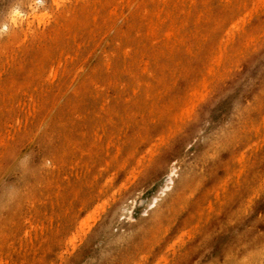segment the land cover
<instances>
[{"label":"rangeland","instance_id":"obj_1","mask_svg":"<svg viewBox=\"0 0 264 264\" xmlns=\"http://www.w3.org/2000/svg\"><path fill=\"white\" fill-rule=\"evenodd\" d=\"M123 1L102 16L104 6L95 32L77 36L73 49L57 55L68 63L57 85L37 89L34 82L58 59L53 50L66 42L67 26L54 24L62 7L56 0H0L1 264H264V34L253 37L264 27V12L250 11L253 0L240 9L252 17L241 16L246 24L229 43L230 56L237 55L222 61L220 71L212 64L211 80L204 76L209 61L239 11L225 0H198L204 8L195 10L196 21L155 30L159 48L152 56L144 28L153 0ZM16 9L26 20L14 26L9 18ZM33 14L47 17L38 22ZM28 24L35 34L24 38ZM132 37L140 42L136 58L110 62L111 45L119 49ZM246 37L254 42L244 46ZM127 66L130 73L115 74ZM146 69L161 92L147 100V111H131L133 90L126 86L120 98L111 84L107 114L98 119L95 102L83 97L93 83L142 81ZM202 76L213 82L204 79L201 94L193 88ZM104 120L126 126L117 158L114 136L102 135L97 146L95 125ZM161 133L169 134L167 142H159Z\"/></svg>","mask_w":264,"mask_h":264},{"label":"bare ground","instance_id":"obj_2","mask_svg":"<svg viewBox=\"0 0 264 264\" xmlns=\"http://www.w3.org/2000/svg\"><path fill=\"white\" fill-rule=\"evenodd\" d=\"M147 0H145V2H146ZM152 1V0H151ZM206 1L208 2V1H212V0H201L199 3H201V4H203V3H206ZM226 1V6H231L232 8H235V10H236V13L239 11V13H237V17L234 19V22H232L231 21V23H233V24H229V28L227 29V31H226V29H225V31H224V34L227 36L228 35V37L226 38L225 37V40L222 38V36H223V34H222V36L220 37V38H222V39H219L218 41H219V45H220V47H219V45H218V47L217 48H219L220 50H219V52H218V54H217V51H216V54H215V58L213 59V62L210 60L209 62L211 63L210 65H211V67L209 66V65H207L208 67H210V69L208 68L206 71L208 72L207 73V75H204V76H209V75H212V76H209L208 78H210L211 80H215V75H213L214 74V70H215V66H217V68H218V65H221V62L223 61V64H224V60H227V58L230 56V51L228 50V46H229V43L231 42V41H233L234 42V38H235V35L239 32V30H240V28H241V25H245L246 23H244V20H245V22H246V19H244L245 17H241V16H247L248 15V12L246 11V12H243V14L240 16L239 14H240V9H242V7H244V9H248V8H245L246 6H244V5H246V3H248L249 2V0H225ZM123 0H96V2L91 6V5H89L88 3H84V1L83 0H56V4L57 5H61V7H62V12H61V14L60 15H57L56 16V18H55V23L54 24H56L57 26H60V25H63V26H67V31H66V33H65V39H66V42H65V44H64V46H62V47H59V48H56V49H54L53 51H54V55H55V57H57V55L58 54H60V53H62L64 50H66V49H68V50H70V49H73V47H72V43H73V41L75 40V38L77 37V36H79V35H81V36H83V37H89V36H91L94 32H95V30L97 29V26L100 24V23H103L104 22V18L102 17V16H104L105 14L107 15V13H109V12H111L110 11V8H112L111 7V5H112V3H114V6H116V5H120V4H123ZM153 2V5H152V7H151V10H152V15H151V18H149V20H147V23H146V25H145V36L147 37V48H148V52L149 53H151V55L152 56H154V55H156L157 54V49L159 48V46L157 47L156 46V43L154 42L155 40H156V37H151V35L155 32V30L156 29H158V27L159 26H163V27H165V25L167 26V23H169L170 22V25L172 26V30H173V24L174 23H176V21L177 20H181L182 21V23L180 24V26L181 27H185V25H186V23L188 24V22L189 21H196L197 19H198V17H199V15H198V13L199 14H202V9H201V4H200V6H199V3H198V0H153L152 1ZM213 2H214V0H213ZM217 2V1H216ZM209 4H210V2H208ZM147 4V3H146ZM215 5H217V4H215ZM220 5V4H219ZM251 6H250V8H251V10H250V8H249V10L252 12V11H254V10H256V11H259L260 13H261V11H263L264 12V0H253L252 2H251V4H250ZM104 6L106 7V12L100 17L99 16V14H100V12H101V10H103V8H104ZM113 6V5H112ZM143 6V5H142ZM205 6V5H204ZM150 7V6H149ZM149 7L147 8V11L149 10ZM203 7V6H202ZM210 7V6H209ZM204 8V7H203ZM223 8H225V7H223ZM205 9H207V7H205ZM226 9V8H225ZM144 10H146V8H144ZM195 10L198 12L197 13V17H195L196 16V12H195ZM207 10H210V8L209 9H207ZM207 10H206V12H207ZM248 10V11H249ZM19 11V10H18ZM17 11V9H16V11H12L11 13H10V18H9V20H11L12 21V23H14L15 25L14 26H16V24H21L22 25V23H23V21H25L24 19H23V15H22V17H21V13L19 14V12ZM137 11V10H136ZM136 11H135V13H136ZM249 11V13L251 14V12ZM256 11H255V14H257L256 13ZM140 12V13H139ZM143 12V11H142ZM205 12V11H204ZM138 14H140L141 15V11H138L137 12ZM143 13H145V12H143ZM194 13H195V15H194ZM210 13H211V11H210ZM247 15H246V14ZM259 13V14H260ZM134 14V13H133ZM254 14V15H255ZM262 14V13H261ZM239 15V16H238ZM132 16V15H131ZM257 16V15H256ZM45 17H47V15L46 14H33V18L32 19H37L38 20V22H42L44 19H45ZM201 17L203 18V20H205V18H204V16H200V20H201ZM247 17H249V18H247V19H250L251 17H252V14H251V17H250V15H248ZM197 18V19H196ZM207 18V17H206ZM209 18V17H208ZM8 20V21H9ZM208 20V19H207ZM219 21V20H218ZM247 21H249V20H247ZM10 22V21H9ZM198 22V21H197ZM140 23V22H139ZM163 23H165V24H163ZM194 23V25L196 24V22H193ZM249 23V22H248ZM251 23V22H250ZM9 24V23H8ZM24 24V23H23ZM50 24V23H49ZM5 25V24H4ZM12 25V24H11ZM175 25V24H174ZM231 25V26H230ZM243 25V26H244ZM170 26V27H171ZM242 26V27H243ZM21 27V26H20ZM50 27V26H49ZM61 28H62V26H60ZM195 27V26H194ZM199 27V26H198ZM6 28V27H5ZM54 28V27H53ZM52 28V29H53ZM160 28V27H159ZM178 29H179V27H177ZM196 28H197V26H196ZM40 29V28H39ZM43 29H46V27L45 28H43ZM63 29H64V27H63ZM167 29H169V26L167 27ZM166 29V30H167ZM243 29H245V28H243ZM40 30H42V29H40ZM49 30V29H48ZM48 30H46L47 32H48ZM36 31V30H35ZM51 31V30H50ZM123 31V30H122ZM243 31V30H242ZM23 33H24V38H27L28 37V35L29 34H31V33H34L35 34V32H34V30H33V26L31 25V24H28V26H26L25 28H23V31H22ZM37 32V31H36ZM41 33V31H38L37 33ZM52 32H54L53 30H52ZM174 32V31H173ZM176 33H178L177 31H175ZM51 33V32H50ZM137 33V32H136ZM164 33H165V31H164ZM167 33H168V30H167ZM167 33L165 34V35H167ZM126 34V33H125ZM170 34V33H169ZM173 34V33H172ZM238 34H240V32L238 33ZM262 34H264V27L259 31V33H257L255 36H253V37H257V39H259V37L262 35ZM39 35V34H38ZM42 35H44V34H42ZM49 35V34H48ZM95 35V34H94ZM164 35V34H163ZM174 35H175V33H174ZM173 35V36H174ZM189 35H191V34H189ZM45 36V35H44ZM169 36V35H168ZM180 36H182V35H180ZM180 36H178V37H180ZM194 36V35H193ZM39 37V36H38ZM47 37H49V36H47ZM51 37V36H50ZM53 37V36H52ZM51 37V38H52ZM150 37V38H149ZM171 37V36H170ZM170 37H168V39H170ZM205 37V36H204ZM238 37H240V36H238ZM50 38V39H51ZM148 38H149V40H148ZM173 38V37H172ZM175 38H176V36H175ZM174 38V39H175ZM180 38H182V37H180ZM246 38H248V37H246ZM246 38H245V40H246ZM249 38H251V35L249 36ZM249 38H248V41H249V44H248V42H247V44H245V43H243L242 42V44L245 46V45H250V43H251V41H253L254 40V38L253 39H250L249 40ZM263 38H264V36H263ZM263 38H261V39H263ZM41 39V38H40ZM227 39V40H226ZM257 39H256V42H257ZM20 40V39H19ZM23 40H25V39H23ZM180 40V39H179ZM202 40V39H201ZM200 40V41H201ZM22 41V40H21ZM20 41V42H21ZM174 41V40H173ZM204 41V40H203ZM24 42V41H23ZM179 42V43H178ZM177 43L178 44H180V42H181V40L180 41H178ZM233 42H231V44L233 43ZM254 42V41H253ZM255 42V43H256ZM139 41H136V39H135V37H132L131 38V40L130 41H126V42H124L123 44H121V47L119 48V49H116V47L114 46L115 44H112L111 45V47L109 48V53H110V62H114L115 64L118 62V59H120L121 57H124V58H130V59H135L136 58V56L138 55V53H139ZM166 43V42H165ZM176 43V44H177ZM182 44L181 45H184L183 44V42H181ZM204 43V42H203ZM27 44V43H26ZM37 44H38V42H37ZM163 44H164V42H163ZM177 44V45H178ZM254 44V43H253ZM16 45H18L17 43H16ZM202 45V44H201ZM200 45V46H201ZM242 45V46H243ZM163 46V45H162ZM165 46H167V44L165 45ZM170 46H172L171 44H170ZM180 46V45H179ZM196 46H197V44H196ZM232 45H230V47H231ZM244 46L241 48H239L238 49V52H240V54H244V51H247V49H248V47H247V49L245 50L244 49ZM5 47H8V45L7 46H5ZM4 47V48H5ZM188 47V46H187ZM250 47V46H249ZM254 47H255V45H254ZM9 48V47H8ZM13 48H15V47H13ZM166 48V47H165ZM179 48V47H178ZM186 48V47H185ZM196 48V47H195ZM253 48V47H252ZM19 49V48H18ZM167 49V48H166ZM170 49V48H169ZM168 49V50H169ZM173 49H174V47L172 46L171 47V50H170V53L172 52V54H173ZM176 49H177V47H176ZM191 49V48H190ZM255 49V48H254ZM6 50V49H5ZM178 50V49H177ZM218 50V49H217ZM3 51V53H4V49L2 50ZM17 51V50H16ZM46 51V50H45ZM188 51V50H187ZM186 51V52H187ZM195 51V50H194ZM252 51V50H251ZM10 52V51H9ZM77 52V51H76ZM237 52V53H238ZM243 52V53H242ZM16 53V52H15ZM215 53V52H214ZM5 54H7V52L5 53ZM5 54H3V57L5 56ZM8 54H10V53H8ZM7 54V55H8ZM17 54V53H16ZM76 54V53H75ZM105 54V53H104ZM115 54H116V56H115ZM188 54V53H187ZM13 55V54H12ZM15 55V54H14ZM140 55H142V54H140ZM169 55H171V54H169ZM191 55V54H190ZM233 56H235V55H237V54H232ZM231 55V56H232ZM17 56V55H16ZM15 56V57H16ZM23 56V55H22ZM69 56V55H68ZM151 56V57H152ZM173 56V55H172ZM193 56H195V54L193 55ZM230 56V57H231ZM11 57V56H10ZM191 57V56H190ZM6 58H7V56H6ZM58 58V57H57ZM171 58V57H170ZM173 58V57H172ZM13 59V58H12ZM106 59V58H105ZM149 59H151V58H149ZM233 59V58H232ZM6 61H8V59L6 60ZM105 61V60H104ZM145 61H147V60H145ZM176 61H178V60H176ZM228 61H229V59H228ZM109 62V63H110ZM179 62V61H178ZM230 62V61H229ZM228 62V63H229ZM233 62V61H232ZM6 63V62H5ZM12 63V62H11ZM13 63H14V61H13ZM147 63H148V61H147ZM67 61L65 60V61H62L60 58H58L56 61H54L53 62V64H51L50 65V70H49V73H48V75L46 76V78L45 79H43V80H38V81H36V82H34V84H35V86H36V88L37 89H39V86L41 85V84H47L48 86H50V85H57V83H58V80H60V77H61V75H62V71L63 70H65L66 69V67H67ZM108 64V63H107ZM176 64H178V63H176ZM212 64H214L215 66H213ZM12 67H13V65L12 64H10ZM110 65V64H109ZM145 65V64H144ZM225 65V64H224ZM231 65H232V63H231ZM10 66V67H11ZM8 67V66H7ZM177 67V66H176ZM222 67H223V65H222ZM229 67V66H228ZM108 68V67H107ZM144 68H146V66L144 67ZM175 68V67H174ZM216 68V69H217ZM226 69H228V68H226ZM226 69H224V71L226 70ZM6 70V69H5ZM131 70H132V68L131 67H128L127 66V68L126 69H124V70H116L115 71V74H119V75H121V76H125L126 74H128V73H130L131 72ZM218 70H219V68H218ZM144 71V70H143ZM220 71V70H219ZM151 72H153L152 70H145L144 71V73H143V78H142V81H140V80H138L137 79V81L135 80V81H126V82H124V81H120L119 83L118 82H111L110 81V79H109V81H106L105 79H99V80H97L96 82H94L93 83V87H92V90H90L89 91V93H87V95H83V97L88 101V102H95V107H96V111H94V113L96 114V115H98V119L100 118V117H102V116H104V114H107V107L106 106H104L103 105V102H107L109 99H110V96H108L107 95V92H105V90H106V87H108V85H113V86H115L114 88L117 90V92L119 93V97L120 98H124V92H125V88H126V86H128L127 87V90H130V89H132L133 91V94L132 95H130V96H128L127 97V99L131 102V107L129 108L131 111H140V110H143V113L144 112H146L147 111V100L148 99H152V98H154V87H153V84L150 82V77L151 76H153V75H155L154 74V72L153 73H151ZM213 72V73H212ZM174 73V72H173ZM217 73V72H216ZM222 73H223V71H222ZM165 74H166V72H165ZM174 75V74H173ZM217 75H220V74H217ZM204 76H202L203 78H202V80L201 81H199V82H197V85L195 86V88H193V89H195V90H197L201 85L203 86V84H204V86H206L205 85V83H208V82H210V81H207L206 79H208V78H205ZM214 77V78H213ZM164 78H166V77H164ZM176 78V77H175ZM220 78V77H219ZM177 79V78H176ZM204 79H205V83H203L204 82ZM175 80V79H174ZM83 81V80H82ZM207 81V82H206ZM211 82H213V81H211ZM30 84L32 83V81L31 82H29ZM175 83V82H174ZM203 83V84H202ZM208 86V85H207ZM117 87V88H116ZM129 87H130V89H129ZM169 87V86H168ZM167 88V87H166ZM206 88V87H205ZM204 88V89H205ZM210 88V87H209ZM164 89V88H163ZM201 89V90H200ZM200 89H198L197 91L199 92V90H200V92H201V94H202V87L200 88ZM84 90V89H83ZM165 90V89H164ZM168 90H169V88H168ZM37 91V90H36ZM206 91H207V88H206ZM206 91H204L205 93H206ZM38 92V91H37ZM158 92V91H157ZM157 92H155L156 93V95H157ZM165 92H166V90H165ZM190 92V91H189ZM203 92V94H205ZM159 93V95H160V93L161 92H158ZM192 93V91L190 92V94ZM194 93V95L196 96V93H195V91L193 92ZM194 95L193 96H191V97H193L192 99H194L195 100V98H194ZM4 96V95H3ZM158 96V95H157ZM202 96V95H201ZM201 96H200V99L198 98L199 96H197V98L199 99V101L203 98H201ZM205 96V95H204ZM190 97V98H191ZM70 99V98H69ZM189 99V98H188ZM158 100V99H157ZM190 100V99H189ZM189 100L188 101H186L188 104H190L189 103ZM197 101V100H196ZM185 102V103H186ZM193 104H195L194 102H192ZM34 104V103H33ZM193 104H191L192 105V107H193ZM152 105V104H151ZM186 104H184V106H185ZM34 106V105H33ZM188 106V105H187ZM190 106V105H189ZM189 106H188V108H189ZM33 110L35 109V108H32ZM76 109V108H75ZM183 109V108H182ZM182 109H181V113H183V111H182ZM190 110V109H189ZM62 111V110H61ZM69 111V110H68ZM149 111H150V109H149ZM187 111V109L185 110V112ZM86 112H88V110H87V108H85L83 111H82V115H85L86 114ZM188 112V111H187ZM185 113V114H187V116H188V113ZM34 113H35V111H34ZM120 113V111H117V114H119ZM123 113V112H122ZM180 113V115L179 116H181L182 114ZM77 114V113H76ZM142 115V114H141ZM35 116V115H34ZM264 116V115H263ZM262 116V117H263ZM33 117V116H32ZM77 117V116H76ZM111 117V116H110ZM157 117V116H156ZM183 117H186V116H184L183 115ZM157 118H159V117H157ZM179 118V117H178ZM103 119H104V117H103ZM174 119H176V116H175V118ZM180 119H181V117H180ZM263 119H264V117H263ZM115 121V120H114ZM153 121H155V118L153 119ZM174 124H176V122L174 123ZM261 124V125H260ZM259 125L261 126V129H262V125H264V123L262 124V123H259ZM259 125H256L257 127H259ZM83 126L84 127H86V123H84L83 122ZM176 126H179V125H177L176 124ZM125 127L126 126H124V125H119V124H113V123H111V122H109L108 120H104V121H99L98 123H96V125H95V129H94V131L97 133V136L99 137L98 139V143H97V146L99 145V143L100 144H102V135H110V136H114V138H115V141H113L112 142V146H113V150L115 151V155L116 156H114V157H116L117 158V156L119 155V153H121L122 152V150H123V148H124V144L123 143H121L120 142V140H118V138L121 136V134L123 133V132H126V131H124L125 130ZM168 127H170V126H168ZM260 128V127H259ZM264 128V127H263ZM169 130H171L170 128H168ZM263 131V130H262ZM261 131V132H262ZM175 132V131H174ZM262 133H264V132H262ZM124 134V133H123ZM169 134L171 135L172 133H170V131H169ZM169 134H168V136H169ZM161 136H162V133L160 134ZM163 136H164V134H163ZM163 136L160 138V136H157V137H159L160 139V141L159 142H161L163 139H164V141H162V143H164L167 139H165V138H163ZM167 138H168V136L167 135H165ZM164 136V137H165ZM170 137V136H169ZM163 138V139H162ZM94 139H96L95 137H94ZM93 139V140H94ZM143 140H144V138H143ZM81 141H83V139L81 140ZM167 142V141H166ZM156 144H157V142H155ZM154 143V147H156V144ZM106 144V143H105ZM109 143H107L106 145H108ZM159 145H160V143H159ZM151 146V145H150ZM150 146H148L149 148H150V152L149 153H151L152 152V147H153V145H152V147H150ZM106 147V146H105ZM153 147V148H154ZM149 148H148V151H149ZM75 149H76V147H75ZM75 149H73L74 151H75ZM107 149V148H106ZM146 150H147V148H146ZM63 151V150H62ZM147 151V152H148ZM146 152V151H145ZM107 153V152H106ZM146 154V153H145ZM81 155V154H80ZM149 159V158H148ZM246 159V158H245ZM144 160V159H143ZM83 161H86V160H83ZM137 161V160H136ZM241 161H242V159H241ZM241 161H239V162H241ZM73 162V161H72ZM242 162H245L244 161V158H243V161ZM76 163V162H75ZM85 163V162H84ZM83 163V164H84ZM107 164H108V161L106 162ZM82 164V165H83ZM88 164V163H87ZM122 164V163H121ZM138 164H139V162H138ZM76 165H78V163L76 164ZM85 165H86V163H85ZM109 165V164H108ZM122 165H125V164H122ZM144 165V164H143ZM240 165H242V164H240ZM243 166H244V163H243ZM242 166V167H243ZM240 169H241V166L239 167ZM239 168L237 169V170H239ZM89 169V168H88ZM101 169H103L102 167H101ZM133 169V168H132ZM235 169V170H236ZM243 170V169H242ZM81 171V170H80ZM58 173V172H57ZM72 173V172H71ZM100 173V172H99ZM111 173H113V172H111ZM115 175V174H114ZM97 176V175H96ZM106 179H108L107 177H106ZM105 179V180H106ZM109 179H110V181L112 180V176H111V178L109 177ZM108 182V181H107ZM99 190V189H98ZM101 190V189H100ZM74 197H76V196H74ZM52 206V205H51ZM53 219H51V221H52ZM35 236H36V234H35ZM36 238V237H35ZM173 242V241H172ZM175 242V241H174ZM174 242H173V244H174ZM170 248H171V246H169ZM168 246H167V248H169ZM163 257V256H162ZM161 256H160V258H162ZM162 259H164V257L162 258ZM16 262V261H15ZM2 262H0V264H1Z\"/></svg>","mask_w":264,"mask_h":264}]
</instances>
